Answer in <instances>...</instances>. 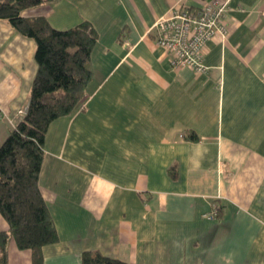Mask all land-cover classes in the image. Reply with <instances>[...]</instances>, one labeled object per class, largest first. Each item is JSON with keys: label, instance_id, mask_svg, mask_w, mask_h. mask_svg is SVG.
Wrapping results in <instances>:
<instances>
[{"label": "crops", "instance_id": "0c3cea01", "mask_svg": "<svg viewBox=\"0 0 264 264\" xmlns=\"http://www.w3.org/2000/svg\"><path fill=\"white\" fill-rule=\"evenodd\" d=\"M203 1L51 0L22 12L97 33L84 100L44 137L38 186L58 240L42 246L43 264H81L84 250L128 264H264V0H222L227 35L207 42L206 70L173 68L150 27ZM34 51L0 20V141L28 102ZM7 257L32 264L13 239Z\"/></svg>", "mask_w": 264, "mask_h": 264}, {"label": "trees", "instance_id": "16d2710c", "mask_svg": "<svg viewBox=\"0 0 264 264\" xmlns=\"http://www.w3.org/2000/svg\"><path fill=\"white\" fill-rule=\"evenodd\" d=\"M48 1L0 0V20L34 40L37 65L25 112L0 142V214L8 223V229L0 231V264H8L10 239L17 248L32 251V264H43L42 246L58 240L38 186L44 137L52 120L81 104L92 76L89 58L97 33L89 21L58 29L43 16L22 15ZM188 137L197 139L195 133ZM215 209L216 217L219 208ZM80 260L81 264H128L97 250L82 251Z\"/></svg>", "mask_w": 264, "mask_h": 264}, {"label": "built area", "instance_id": "2783aa9c", "mask_svg": "<svg viewBox=\"0 0 264 264\" xmlns=\"http://www.w3.org/2000/svg\"><path fill=\"white\" fill-rule=\"evenodd\" d=\"M227 1L204 0L199 6L173 5L155 19L150 27L154 42L169 53L170 66L188 67L195 72H204V49L207 42L227 35L224 13ZM26 106L18 109L25 112ZM215 207L207 217H215Z\"/></svg>", "mask_w": 264, "mask_h": 264}, {"label": "rangeland", "instance_id": "374dc122", "mask_svg": "<svg viewBox=\"0 0 264 264\" xmlns=\"http://www.w3.org/2000/svg\"><path fill=\"white\" fill-rule=\"evenodd\" d=\"M1 142V141H0Z\"/></svg>", "mask_w": 264, "mask_h": 264}]
</instances>
